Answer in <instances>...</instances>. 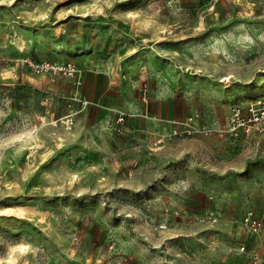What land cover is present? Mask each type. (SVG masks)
<instances>
[{"label":"rangeland","instance_id":"rangeland-1","mask_svg":"<svg viewBox=\"0 0 264 264\" xmlns=\"http://www.w3.org/2000/svg\"><path fill=\"white\" fill-rule=\"evenodd\" d=\"M29 61L72 62L76 76ZM109 64L210 130L167 139L183 121H166L157 138L210 150H180L152 177L89 158L90 69ZM261 95L264 0H0V264H264V233L242 222L264 219V133L214 134L230 103Z\"/></svg>","mask_w":264,"mask_h":264},{"label":"crops","instance_id":"crops-1","mask_svg":"<svg viewBox=\"0 0 264 264\" xmlns=\"http://www.w3.org/2000/svg\"><path fill=\"white\" fill-rule=\"evenodd\" d=\"M85 74L86 70H79L80 77ZM140 80V84L130 82L121 77L110 64L101 68L91 67L86 99L95 103V123L78 129L82 150L87 156L94 159L101 156L114 161L109 165L112 171L118 169L124 173L126 170L133 175L152 177L158 173L160 163L178 156L180 150L199 144L202 146H198L201 151H209L203 144L205 137L201 136L193 140H180L178 143H165L164 140L160 144L154 143L158 134L171 128L172 125L166 121L179 118L174 115L167 97H164L166 101L157 97L154 101L151 97L148 99L147 83L143 78ZM200 98L202 103H208L205 96ZM207 108L209 106L205 108L203 121L209 127H217ZM119 116L125 122L108 127L109 121H118ZM115 129L118 135L115 134ZM216 140L214 139V143L220 145ZM120 154L127 156L121 159ZM135 162L139 163L138 166L131 168ZM144 183L132 180L131 176L123 181V185L134 189L141 188Z\"/></svg>","mask_w":264,"mask_h":264},{"label":"built area","instance_id":"built-area-1","mask_svg":"<svg viewBox=\"0 0 264 264\" xmlns=\"http://www.w3.org/2000/svg\"><path fill=\"white\" fill-rule=\"evenodd\" d=\"M29 66L35 72H59L63 76L73 78L76 76L77 68L72 62H67L62 65H56L49 61H40L33 63L29 61ZM123 119L122 116L117 118L118 121ZM197 116L186 115L184 118L175 120L183 121L182 129H174L167 133L166 138L169 139L173 135L183 134L190 136L195 133H203L205 135L210 134V130L203 126L194 125V121H197ZM178 123V122H176ZM264 133V95L254 97L250 100L234 101L230 103L228 107V114L226 121L216 130L214 134L218 138L235 140L239 138H247L251 134ZM162 138L158 137L154 140L155 144H160ZM216 222V217L211 218V223ZM243 225L253 235H262L264 233V219L253 216L251 213L245 215L243 218ZM114 244L109 243L108 249L113 250ZM240 251L244 250V246H238ZM251 253L256 256V253L252 250ZM111 264V262L109 263ZM113 264H120V261H116Z\"/></svg>","mask_w":264,"mask_h":264}]
</instances>
